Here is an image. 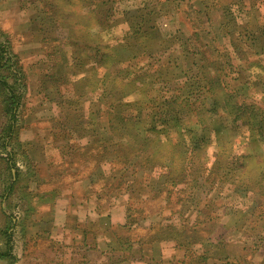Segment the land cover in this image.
<instances>
[{
  "label": "rangeland",
  "instance_id": "rangeland-1",
  "mask_svg": "<svg viewBox=\"0 0 264 264\" xmlns=\"http://www.w3.org/2000/svg\"><path fill=\"white\" fill-rule=\"evenodd\" d=\"M68 1L0 0V45L4 46L6 50V53L0 52V63L2 55L5 57L4 61L8 59L11 64L18 60V64L14 65L12 69L16 72V76L10 78V83L22 96V105L18 112L16 126L21 135L18 139L4 145L5 138L0 132V244H2L0 248L5 250L7 237L4 236V232L9 228L12 235L13 254L17 258L15 264H90L87 262L100 264L101 261H104L100 258L99 252L90 253L78 247L66 246L70 244L71 239L67 233L62 236L54 235L56 240L51 239L55 243H51L49 241L50 234L46 236L47 232L41 233L36 229L39 223L37 221L43 220L40 218L43 211L53 209L50 215L51 219L48 220L50 223L56 219H64L66 207L70 204V199L65 198L64 195L81 193L86 187L91 188L89 190L92 192L94 189L99 193L102 187L107 185V182H112L110 176H107L103 179L99 178L96 186L90 187L89 182H85V185H77L72 180L77 178V173L71 171L70 174H66L65 172L64 161L71 152L62 148L66 147L68 143L74 144V141L79 139L78 137L91 138L89 130L85 129L92 125L91 120L95 117V113L103 109L101 102L95 101L93 89L89 86L94 69L89 61L84 60V58L94 55V47L99 41L96 38L97 34L103 31L104 25H102L103 22L101 23L102 19L99 18L100 12H95V7H89L80 0ZM156 1L157 4L144 6L145 1L142 0H124L115 12L116 17L122 13L118 25L114 27L115 35L126 36L127 26L123 21L128 17L127 21L133 25L131 30L139 31L140 28L141 33L145 35L141 44H138L136 40L127 42L135 53L157 52L168 57V61H171L169 64L163 65L161 72L157 73L153 79L156 82H164L163 85L166 84L168 87L176 85L172 88V94L169 93L168 96L176 95L175 90H178L176 91L180 96L178 101L186 98L191 99L185 104L184 122L186 124L197 122L203 111L206 115V118L204 117L206 124L210 128L220 129L219 140L207 146L202 153L203 166L212 169L216 166L214 164L217 157L221 159L223 156L229 158L234 155L232 157L234 158L233 165L230 166L231 161H227L219 176L221 185L219 189L222 192L224 190L221 196L223 208L226 211L227 203L236 207L237 205H246L251 207L249 212H252L253 215L248 213L241 215V218H235L231 212L224 211L227 216L225 220H228L226 225L235 227L232 231L233 234H229V231L227 235H232L233 238L240 237L239 230H242L243 226L246 228L249 226V223L244 219L245 216H251L253 229H258L256 232L253 231L257 234L253 236L252 242H259L262 245L261 249L263 248L262 251L257 249L258 256L254 255V263L264 264V209L259 208L262 201L264 202V195L253 192L252 195L245 198L243 192L244 188L250 184V177L257 174L259 163L264 167V124L259 125L257 121V127L251 128L250 118L245 116L237 124L235 123L236 130H221L224 120L219 116L221 112L227 110L224 101L218 95L204 98L197 95L198 84L193 83L195 80L198 81L196 78L198 70H201L200 67L203 63H209V57L200 53V48L196 43H192V48L188 43L193 39L191 33L195 30V32H199L205 45L210 47L214 45L211 43L208 32L214 35L220 34V37L228 35L233 40L234 36L241 34L246 36L249 43L253 44L252 32L264 17V10L261 12L257 9L256 5L259 0H221L220 2L217 0H193L191 4L179 6V8H176V2L173 0H168L170 1L168 4ZM35 3L38 5L33 6ZM46 3L51 7L53 13L57 14L60 11L58 16L48 17L42 12ZM227 8L230 9L226 13L224 9L226 11ZM192 22L195 23L193 26L190 25L193 24ZM126 40L129 38L126 37ZM208 49L211 50L209 47ZM213 57L221 64L226 61L228 56L222 54L219 57V54L217 55L215 52ZM4 75H8V73H4ZM61 75H65V81L56 83L55 77ZM43 77H46V81H48L46 95L49 99L43 97L42 83L45 80ZM66 82H68L67 85L64 84ZM137 85L141 86V84ZM257 89L263 91L264 84L261 83ZM252 93L254 94L253 89L250 90V95ZM158 95V91L152 88L145 99L132 97L124 104L116 106V109L128 107L139 110L140 108L151 109L157 104L153 97H156L157 100ZM166 95L164 92V98ZM101 101L103 105L111 103L105 98ZM161 103H163L162 97ZM224 119L226 125H230H227L228 127L234 124L231 118L225 116ZM83 120L82 125L84 126H81ZM3 122L0 104V131ZM68 126H71L75 133L68 132L65 129ZM197 126H200L199 122L195 127ZM143 127H148L147 119L140 125V128ZM181 129L180 124L164 126V130L160 134L161 138H156L154 147H158V141L182 136ZM64 133L71 135L64 137ZM84 140L82 142L85 143ZM31 142H37L43 147V158L48 161L47 168H50V173L52 172L51 177L46 173V169L43 179L38 173L39 167L35 162L42 159L41 149L36 153L35 161L33 152L32 160L29 159V153L32 150ZM20 143L21 146H19ZM9 153L14 156L10 166L7 165V161L2 160V158L7 159ZM144 156L146 157V155ZM109 158V160L116 161L118 157L112 155ZM141 158L144 157L141 156ZM243 158L248 159L250 170L248 165L246 168H241L240 163L244 162ZM253 163H255L254 166ZM199 169V167L193 168L192 174L196 172L198 174ZM89 173V170L82 171L83 175ZM32 181H39L36 183L37 189L34 192H30L29 183ZM14 183L17 185L9 197L7 190ZM34 187L33 183L32 188L34 189ZM71 187H75V189L71 191ZM209 187L205 188L200 184L197 188L198 195L201 197L209 195ZM233 194H237L241 199ZM3 195L6 197L2 198ZM162 198L152 206V209L150 206L146 207L147 210L151 212L159 207L163 210L165 200ZM229 208L231 207H227V209ZM4 212H7V215ZM30 213L31 215H29ZM75 215L74 212L69 215L67 222L73 223ZM204 216L202 215V217ZM12 220H15L14 225L11 224ZM218 233L223 234L220 230ZM245 233L248 236V231ZM59 240L64 245H61ZM84 255H87L88 259L90 257L91 260H85ZM0 264L11 263L0 259Z\"/></svg>",
  "mask_w": 264,
  "mask_h": 264
},
{
  "label": "trees",
  "instance_id": "trees-1",
  "mask_svg": "<svg viewBox=\"0 0 264 264\" xmlns=\"http://www.w3.org/2000/svg\"><path fill=\"white\" fill-rule=\"evenodd\" d=\"M80 1L89 7H95L94 11L100 12L99 18L102 19L101 23L103 22L102 25H104L103 31L97 34L96 38L99 41H97L98 44L94 47V55L84 58V60L92 64L94 69V73L90 78L91 83L89 84L93 89V97L96 98L95 101L101 102L103 106L102 110H98L95 113V119L91 120L92 125L96 129L88 132L91 134L92 141H89L91 144L87 142L85 153L88 158L96 161L97 164H100L103 160H107L113 164L114 174L116 176L120 175V178H114L116 181L110 187L113 193L118 190L117 192L119 193L129 192L131 195L135 194L134 196L137 195L139 198L144 196L153 199L163 197L162 199L165 200V210H171L173 206H179L177 224L173 222L176 225L167 226L163 229L165 231H162L161 236L165 235L174 240L178 246H182L183 243L180 239L185 237L187 239V235H191L192 240L199 241L200 244L202 243L199 251L204 253L198 254V251H193L194 258L192 262L194 263L191 264H207L210 257L219 253L217 238L213 236L214 233L211 230L204 227L187 230V223L191 224V227H197L207 221L219 220L222 222L227 217L225 214L230 211L231 214L236 215L237 211L233 210L236 206L229 203L225 206L226 213L222 214L225 211L223 208V198L221 197L224 190L222 192L219 189L221 186L219 176L224 169L222 167L225 166L227 161H231L230 166H232L234 161L232 157L234 155L229 158L223 156L221 159L217 157L214 164L216 166L212 169L208 166H203L202 153L204 149L219 140L218 135L221 131L220 129L210 128L206 124L207 122L204 120L206 115L203 111L200 113L201 118L197 122L192 124L184 122L185 104L191 99L186 98L178 101L180 97L176 92L178 90H175L176 95H172V97L168 96L176 85L168 87L166 84L163 85L164 82H156L153 79L157 73L161 72L162 66L166 63L169 64L171 61H168V57H164V55L157 52L135 53L134 49L127 42L136 40L138 44H141L145 39V35L141 33L140 28L139 31L131 30L133 25L130 24V21H127L128 17L123 21L127 26L126 36L115 35L114 27L118 25L119 17L122 16V13H120L118 14L119 17H116L115 12L124 0ZM142 1H145L144 6L157 4L156 0ZM173 1L176 2V8L193 2V0ZM217 1L220 2L221 0ZM68 2H72V0ZM159 2L161 4L165 2L167 4L170 3L168 0H159ZM37 5L36 3L33 4V6ZM103 6L106 8H102ZM256 6L262 12L264 10V1L259 0ZM50 8L46 3L43 6L42 12L48 17L58 16L57 14L60 11L55 14ZM229 9L227 8L226 11L224 9V12L227 13ZM194 24L190 25L193 26ZM252 34L253 44L249 43L246 36L241 34L234 36L233 40L228 35L220 37V34L214 35L208 32L211 43L214 45L210 47L205 45L201 40L199 32H195L194 30L191 33L193 39L188 42L190 48H192V43H196L200 48V53L202 55L204 53V55L209 57V63H203L200 67L201 70H198L196 76L198 81L195 80L193 83L198 84L196 89L197 95L199 94L203 98L218 95L224 101L227 110L223 111V113L221 112L219 116L224 120L221 127L223 131L236 130L237 122L245 116L250 118L249 124L251 128L257 127V121L259 125L264 124V90L260 91V89H257L261 83L264 84V17L261 18ZM126 37L129 40H126ZM0 52L6 53L5 47L2 45H0ZM215 52L217 55L219 54V57L222 54L223 56L224 54L228 56L226 57V61L221 62V64L215 61L213 57V53L215 55ZM4 60L5 57L2 55L0 63V104L2 106L4 122L0 132L4 136L3 138H5V145L9 141L18 139L21 135L20 131H17L16 126L18 112L22 105V96L10 83V78L16 76V72L12 69L14 65L18 64V60L13 64L8 59L7 61ZM19 67L18 69L20 70ZM4 73H8V75H4ZM43 78L45 79L42 83L43 97L49 99L46 95L48 81H46V77ZM55 79L57 80L56 83H60V81H65V75L55 77ZM67 83L64 84L67 85ZM137 84H141V86ZM152 88L158 91L159 98L156 100V97H153L155 102L157 101V104L151 109L140 108L139 110L135 108L130 109V107L116 109V106L124 104L132 97H142L145 99ZM252 89L254 94L250 95V90ZM164 92L167 94L165 98ZM161 97L163 98V103H161ZM103 98L111 101V103L103 105L101 101ZM149 98L152 99V97ZM156 107H158L157 111ZM225 116L231 118L232 123H234L231 127H228L230 126L228 124V126L226 125ZM146 119L148 127L140 128V125ZM81 122V126H84L82 125L84 120ZM198 122L200 126L195 127ZM177 124H180L182 127L180 131L183 133L182 136L158 141V147H154L156 138H161L160 134L163 132L164 126H175ZM85 130H89V128ZM65 135L70 136L71 134L64 133L63 136L65 137ZM21 145L20 143L19 146ZM67 147L71 150L74 149V151L77 150L75 144L70 145L68 143ZM112 155L118 157L116 161L109 160V156ZM141 156L144 158L140 159ZM13 157L12 153H9L8 158H2V160L7 161V165L10 166ZM243 160L244 162L240 163L241 168H246L248 165L250 170L251 167L247 161L248 159L243 158ZM198 167L200 168L199 173L192 174V169ZM256 171L257 174L250 177L248 187L244 188L245 198H248V195H252L253 192L254 194L264 195V167L262 164L259 163ZM200 184L205 188L210 186L208 190L209 195H204L203 197L198 195L197 188ZM16 185L17 183L11 184L7 190L9 197L13 194ZM233 195L236 196L237 194ZM5 197V195L2 196V198ZM238 198L241 199L239 196ZM231 201L233 202V200ZM227 207L231 208L227 209ZM259 208L264 209L263 201L259 205ZM187 213L189 216H187ZM202 215L205 216L202 217ZM250 217L246 222L249 223V229H252V241L258 229H253L252 218ZM191 220L194 222L190 223ZM134 224H136V221L132 218L131 225ZM243 227L245 228V226ZM181 228H185V230H181ZM4 236L7 237L5 250H1L0 248V259L15 264L17 258L13 254L12 235L9 228L4 232ZM205 244L208 248L204 247ZM261 247L262 245L259 242H255L244 247L243 251L238 247L234 248L235 253L232 251L230 255L237 256V254H240L242 256L241 260H245L248 257H252V260H254V255H257V249L262 251L263 248L261 249ZM229 257L227 258L229 262L225 264H235L230 263ZM239 263L237 262L236 264Z\"/></svg>",
  "mask_w": 264,
  "mask_h": 264
},
{
  "label": "crops",
  "instance_id": "crops-1",
  "mask_svg": "<svg viewBox=\"0 0 264 264\" xmlns=\"http://www.w3.org/2000/svg\"><path fill=\"white\" fill-rule=\"evenodd\" d=\"M90 116L93 117L92 115ZM65 129L68 130V132L71 131L75 133L71 126ZM95 129L94 125L89 127V131ZM78 138L79 139L74 141V144L77 146L76 151H74V149H69L67 146L62 148L71 151V154L65 158L64 162L66 165V174H70L71 171L77 173V178L72 179L73 182H76L77 185H85V182H89L90 187H92L97 185L99 178L103 179L110 176L112 182L116 181L114 179L115 177L120 178V175L116 176L114 174L113 164L109 161L103 160L100 164H97V162L87 157L85 153L87 148L86 144L92 141L91 138ZM83 140L85 143L82 142ZM89 144H91V142ZM31 148V153H29L30 158L28 157L31 160L32 152L35 153L34 161L36 160V153H38L39 149H41L42 152V159L35 162L38 164V173H40V177L43 179L45 169L47 171L46 173L51 177L52 172L50 173V168H47L48 161L43 158V147L37 142H31ZM84 170H89L90 173L88 175H83L82 171ZM37 182L39 181H32L29 183L31 188V191L29 190L30 192H34V190L37 189ZM112 182H107V185L103 186L99 193L94 189L92 192L89 190L91 188L86 187L81 193L64 195L65 198L70 199V204L66 207L64 213V219H56L54 222L50 223L48 220L51 219L50 215L53 209L43 211L40 215V218L43 220L37 221L39 223L36 229L41 233L47 232L45 233L46 236L50 234L49 241L51 243H55L52 241V239L56 240L54 235L62 236L64 233L69 234L71 236L70 244L66 246L78 247L90 253L99 252L100 258L104 259L100 264H191L194 263L192 262L194 258L193 251H198V254H204L199 251L202 243L200 244L199 241L192 240L191 235H187V239L186 237L180 239L183 243L182 246H178L174 240L165 235L161 236L162 231H165L163 229L174 223L177 224L176 220L178 219L177 217H179L177 214L178 210H180L179 206H173L171 210H161L159 207V209L149 212L146 207L150 206L152 209V206L156 205L158 200H161L160 198L153 199L147 196L139 198L137 195H131L129 192L119 193L117 192L118 190L113 193L112 190H110L113 184ZM33 183L35 184L34 189L32 188ZM73 189H75V187H71V191ZM146 203L150 204L145 205ZM233 210L237 211L235 218H241V215L248 213L253 215L252 212H249L251 207H247L246 205H237ZM73 212L76 214L75 221L73 223L67 222L69 215ZM225 212H222V214ZM6 213L7 212H4L5 215H7ZM29 215H31V213ZM187 216H189L188 213ZM172 217H174L173 220H171ZM132 218L136 221L134 225H131ZM248 218L249 217L245 216V221H247ZM226 221L228 220H223L222 222L219 220L207 221L197 227H191V224L187 223L188 228L186 229L191 230L204 227L211 230L212 233H214L213 236L217 238L216 240L219 243L217 249H219V253L210 257L207 264H225L229 262V259L227 260L229 256L230 263L236 264L240 262L239 264H253L254 260H252V257L241 260L242 256L240 254H237V256L232 255L233 257L230 255L232 251L235 253L236 247L243 251L244 247L253 243L249 241L252 237V229L250 230L249 227H243L242 230H239V235L241 236L233 238L232 235L229 236L227 233L230 231L229 234H233L232 231H234L235 227L227 226ZM193 222V220L190 221V223ZM14 223L15 220H12L11 224L14 225ZM181 230H185V228H181ZM218 230L222 231L223 234H219ZM247 230L250 233H248V236L246 234L247 232L245 233ZM59 242H61V245H64L62 241L59 240ZM1 245L2 244H0V246ZM204 247L208 248L206 244ZM84 257L85 260L88 259L87 255H84ZM88 260H91V258L89 257ZM87 263L95 264L93 262Z\"/></svg>",
  "mask_w": 264,
  "mask_h": 264
}]
</instances>
